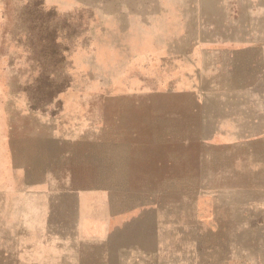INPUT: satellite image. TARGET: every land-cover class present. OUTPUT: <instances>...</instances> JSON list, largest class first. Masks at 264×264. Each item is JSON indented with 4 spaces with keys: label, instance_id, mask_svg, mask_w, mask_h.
Listing matches in <instances>:
<instances>
[{
    "label": "crops",
    "instance_id": "1",
    "mask_svg": "<svg viewBox=\"0 0 264 264\" xmlns=\"http://www.w3.org/2000/svg\"><path fill=\"white\" fill-rule=\"evenodd\" d=\"M43 1L65 13L86 14L94 37L91 74L104 86L90 100L145 101L151 92H113L112 86L163 85L166 94L185 95L201 106L191 116L202 120L196 131L203 145L222 148L230 158L242 156L244 164L248 148L264 145V0ZM209 96L222 101L221 108L206 107ZM143 107L147 111L143 115L149 117V105ZM91 110L96 111L87 105L47 126L52 129L50 140H59V129L79 127L84 134H93L94 151L87 153L85 164L90 165L88 158L94 157L95 167H88L94 175L90 179L122 180L130 177L117 175L152 173V163H159L130 162L126 168H114L115 158L144 155L122 149H159L166 142L149 136L136 142L109 139L103 130L110 128ZM148 129L142 131L149 133ZM3 158L5 150L0 146ZM63 161L68 167L55 174L56 187L14 189L9 194L0 190V260L6 264H160L145 247L150 233L144 232V225L151 220L160 225L165 210L143 202L121 206L116 191L110 189L71 188L69 153ZM136 229H140L138 236ZM121 230L128 239L125 244L119 240Z\"/></svg>",
    "mask_w": 264,
    "mask_h": 264
},
{
    "label": "rangeland",
    "instance_id": "2",
    "mask_svg": "<svg viewBox=\"0 0 264 264\" xmlns=\"http://www.w3.org/2000/svg\"><path fill=\"white\" fill-rule=\"evenodd\" d=\"M88 26L86 14L65 13L43 0H0V146L5 150L0 190L9 194L14 189L58 186L53 178L67 169L63 158L69 153L71 188L110 189L116 191L121 206L143 202L165 210L160 225L153 220L144 225V232L150 233L145 247L160 264H242L246 259L247 264H264V145L248 148L245 164L242 156L230 158L222 148L203 145L196 131L202 120L191 116L201 106L185 95L166 94L163 85L112 86L113 92H151L145 101L90 100L104 86L91 74L94 37ZM49 32L65 48L60 71L68 78V86L51 101L30 92L40 62L48 63L41 60L39 50L43 39H50ZM144 104L149 105V117L143 115ZM87 105L110 128L103 130L109 139L136 142L149 136L166 142L159 149H122L144 155L115 158L114 168H126L130 162L159 163H152V173L117 175L130 177L122 180L90 179L94 175L88 167H95L94 157L85 164L87 153L94 151L93 134L88 136L79 127L70 131L56 127L61 136L50 140L52 129L47 126ZM205 106L221 108L222 101L209 96ZM147 129L149 133L142 131ZM119 240L123 244L128 240L125 230Z\"/></svg>",
    "mask_w": 264,
    "mask_h": 264
},
{
    "label": "trees",
    "instance_id": "3",
    "mask_svg": "<svg viewBox=\"0 0 264 264\" xmlns=\"http://www.w3.org/2000/svg\"><path fill=\"white\" fill-rule=\"evenodd\" d=\"M44 32H40L45 37ZM51 33L47 34L49 40H45L39 50L41 60H48V63L40 62V68L34 79L36 85L30 88L32 95L40 94L41 99L51 101L59 92L68 86V78L60 71L62 62L64 61V50L60 44L56 42V38L50 37ZM35 107V106H34Z\"/></svg>",
    "mask_w": 264,
    "mask_h": 264
}]
</instances>
